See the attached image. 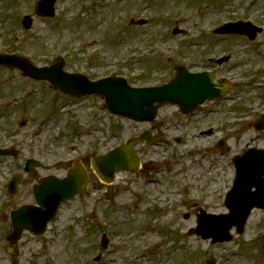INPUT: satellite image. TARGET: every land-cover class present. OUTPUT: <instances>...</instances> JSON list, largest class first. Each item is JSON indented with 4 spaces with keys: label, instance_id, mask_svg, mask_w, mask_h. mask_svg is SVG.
I'll return each instance as SVG.
<instances>
[{
    "label": "rangeland",
    "instance_id": "rangeland-1",
    "mask_svg": "<svg viewBox=\"0 0 264 264\" xmlns=\"http://www.w3.org/2000/svg\"><path fill=\"white\" fill-rule=\"evenodd\" d=\"M37 1L0 0V49L28 55L37 65L64 57L68 71L84 72L92 79L121 74L136 86L168 81L182 56L188 62L195 61L196 67H209L211 63L205 60L206 55L219 56L239 42L203 35L199 40H204L206 45L195 47L182 43V36L172 33L175 26L191 29V35H195L197 27L212 26L233 17L264 24V0H257L253 6L247 5L249 0H57L54 19L35 15ZM25 14L34 18L31 30L22 25ZM141 17L149 19V23L130 25L132 18ZM257 40L246 51L249 42L236 46L235 58L241 62L235 70L239 75L251 73L250 70L264 63V56H259L260 52L264 55V34ZM261 42L262 47L258 46ZM8 70L0 69V100L3 104L12 101L15 106L9 112L10 121L0 118V138L10 143L12 136H22L17 140L26 150L29 136L42 127L36 138V150L48 161H72L68 167L79 161L90 166L93 157L132 139L135 128L140 126L109 113L100 96L72 98L51 88L46 81H27ZM24 94L29 98L21 101ZM243 96L252 110L247 115L250 120L257 117L254 108L260 109V113L264 111V92L243 93ZM20 101L24 103L21 106ZM63 103L68 104L66 112L62 109L57 112ZM173 110L165 108L161 115ZM225 116L233 118L235 113H220L215 123ZM20 119L27 121L21 130L17 124ZM48 119L50 122H46ZM43 123L45 128L41 126ZM226 131L231 133L232 154L240 152L245 145L264 146V138L258 135L263 133L248 125H243L241 130L233 127ZM203 141L194 140L188 147L195 144L199 148ZM181 147L174 143L171 154L161 152L160 160L169 159L176 164L165 169L162 163L159 174L153 171L156 163L147 162L158 157L159 148L145 150L140 172H120L116 181L104 190L97 188L99 179L89 169L90 192L63 205L45 236L27 235L17 245L0 243V264H207L211 257L217 258V264H264L263 210L253 211L245 233L239 238L234 234L230 242L214 244L210 239L188 234L191 227H196L201 210L226 211V193L223 181L215 182L216 171L201 167L188 157L180 160ZM204 151L200 150L196 158L208 157L210 161L211 156L205 157ZM5 160L13 161L11 157ZM18 161V168L23 171L24 162ZM65 168L50 172L63 177ZM34 171L40 175L47 173ZM0 172L7 178L5 164L0 166ZM31 173L23 175L24 183H19L21 192L16 197L7 196L6 206L0 209V236L10 232V209L31 201L34 181ZM145 193L150 197H144ZM4 195H7L6 187L1 184L0 197ZM151 199L162 208L151 206ZM156 214L161 216L157 218ZM242 238L250 242L242 245L239 243ZM98 256L100 260L96 261Z\"/></svg>",
    "mask_w": 264,
    "mask_h": 264
},
{
    "label": "water",
    "instance_id": "water-1",
    "mask_svg": "<svg viewBox=\"0 0 264 264\" xmlns=\"http://www.w3.org/2000/svg\"><path fill=\"white\" fill-rule=\"evenodd\" d=\"M44 1H46L45 5H50L52 0ZM45 5L41 9L47 12L48 9ZM51 14L53 12L50 13L49 11L48 15ZM145 22V20H140L135 23L143 25ZM11 59L14 60L10 61ZM1 60L3 64L21 67L26 74L37 79L50 80L54 87L60 88L69 94L79 96L94 93L101 94L106 99L109 111L136 120H152L158 107L168 103H178L190 108L201 102L206 96L200 92L206 90L207 80L197 74L187 75L184 73L161 87L137 89L130 87L125 79L119 77L105 78L93 82L85 75L64 72L63 63H57L50 68H34L27 61L17 59L15 56L11 58L4 56ZM210 90L212 91V89ZM211 94L213 93L207 91V95L213 96ZM236 164L237 178L235 186L227 197V204L231 213L223 217L227 220L222 221L225 223L224 228L228 227V229L233 224L242 227L254 206H264V152L253 150L246 157L237 159ZM138 165V156L132 154L131 146H122L93 161L97 173L107 182L114 179L115 172L125 169L136 170ZM86 182L87 178L84 174L78 169H73L70 170L65 180L57 181L50 188H47L44 191L45 193L40 195L41 198H44L42 202L45 206L51 204L50 209L45 214L49 216L45 217L46 220L48 221L49 218L54 217L62 198L66 199L71 196V193L79 192L85 187ZM254 186L257 190L252 192ZM36 211L34 219L31 220L41 218L42 213L37 214ZM205 219L206 217L201 219L200 226L197 229L198 233L203 234V236H214L216 239L227 237V233L221 236L213 230H208V221ZM31 220H29L28 226H32ZM46 220L45 222H47ZM36 227L37 225L33 226L35 229ZM226 231L228 230L224 229V232ZM40 232H43V229Z\"/></svg>",
    "mask_w": 264,
    "mask_h": 264
},
{
    "label": "flooded vegetation",
    "instance_id": "flooded-vegetation-1",
    "mask_svg": "<svg viewBox=\"0 0 264 264\" xmlns=\"http://www.w3.org/2000/svg\"><path fill=\"white\" fill-rule=\"evenodd\" d=\"M244 40H246L245 38H243ZM230 61L227 63L228 67H226L224 70H223V75H224V72L228 73L231 77V79L233 81H235L236 83H238L236 86H233V90H242L243 88L247 87L248 83L246 81V79H248L249 77H251L252 75H248L247 74H240L239 73H236L237 71L235 70V68L238 66V64L241 62V61H238L236 60L235 58V52H230ZM261 65V64H260ZM219 72L220 71H217V75H219ZM239 82H242V83H239ZM233 90L229 93V95L227 97H225L223 100H220L218 103H213V104H207L205 105L203 108L199 109L198 111L194 112L193 114H191L190 116L188 117H182L180 116V119L181 120H178L177 121V124H178V128H180V130L185 133L186 135H188L191 131H196L198 130V134L201 135L202 134V129L204 128L203 126L204 125H209V127H212V125H210V122L209 120L211 119L212 117V114H214V116L217 115V109L215 111H213L216 106L215 105H218V104H222L223 102V105H225L228 101L229 102H232V101H237L238 97L240 96V94H231L233 92ZM185 119H188V123H184ZM169 119H168V124H169ZM200 124H202V126H200ZM147 127L144 129V131H147V130H155L156 133H158V131L161 129V128H164L166 126V121H162L161 123L158 122V123H155V124H145ZM5 163V160H0V166H3V164ZM25 166V163L23 165V168ZM9 168L11 170V172L7 173V178H5V176L3 174H1L0 172V185L2 184L3 187H6V192H7V195L3 198L0 197V209L2 207H5L6 204H7V196L8 197H16L20 192H21V188L19 187L18 191L16 193H12L10 192V181L13 177V165H9ZM33 169V171H32ZM28 173H31L33 174L34 176V181L32 183V187H31V201H28V202H25V203H21L15 207H13L12 209H10V211L18 208L19 206L21 205H25L26 203H31L33 202V189H34V186L38 183L39 179L41 178L40 174L37 173L36 171L34 170H38L40 168H32ZM22 170H20V168H18L16 170V173L17 172H20ZM29 175V174H28ZM5 178V179H4ZM30 178V177H29ZM4 179V180H3ZM25 180V176L23 178ZM24 180L21 182V185L24 183ZM11 191H13V188H11ZM10 211L8 213V218H9V215H10ZM3 228H6V227H2Z\"/></svg>",
    "mask_w": 264,
    "mask_h": 264
}]
</instances>
